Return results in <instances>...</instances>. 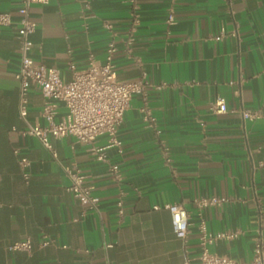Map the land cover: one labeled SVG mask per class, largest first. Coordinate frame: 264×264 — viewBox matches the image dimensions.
<instances>
[{
    "label": "crops",
    "instance_id": "obj_1",
    "mask_svg": "<svg viewBox=\"0 0 264 264\" xmlns=\"http://www.w3.org/2000/svg\"><path fill=\"white\" fill-rule=\"evenodd\" d=\"M18 5L0 0V11L10 14V23L0 24V264H199L201 220L207 232L233 233L209 244L210 251L249 261L255 238L264 243V0L32 4L30 56L57 67L62 80L72 77L69 64L82 67L89 52L103 59L113 37L117 79L149 81L128 101L117 128L119 149L106 148L102 160L71 135L49 137L54 157L37 137L18 132L24 128L15 78ZM219 97L224 112L211 108ZM28 98L27 119L44 124L42 95L31 87ZM144 104L152 125L143 118ZM241 107L259 114L243 116ZM63 113L58 106L55 118ZM20 157L27 158L24 167ZM111 164L118 166L117 179ZM65 165L78 167L93 186L97 209L82 212L66 190ZM198 196L226 200L198 213ZM172 202L188 213L185 242L164 208ZM23 240L29 249L11 247Z\"/></svg>",
    "mask_w": 264,
    "mask_h": 264
},
{
    "label": "built area",
    "instance_id": "obj_2",
    "mask_svg": "<svg viewBox=\"0 0 264 264\" xmlns=\"http://www.w3.org/2000/svg\"><path fill=\"white\" fill-rule=\"evenodd\" d=\"M134 1V0H131ZM48 0H19L18 26L16 36L18 38L19 69L15 74L18 84V114L24 122V128L18 130L22 134H29L37 137L40 142L55 157L49 137L60 138L71 135L77 142L87 146L88 150L97 159H104V150L109 147H120L117 138V128L122 121L124 111L132 94H143L149 81L145 76L128 80H119L116 77L113 64L115 43L113 37L106 42L104 58L96 59L92 52H89L85 64L77 68L69 64L72 77L64 81L60 77L59 70L55 66H47L35 62L30 56L31 40L29 34L35 29V22L30 17V7L34 3L43 4ZM174 2V0H170ZM174 13L169 8L166 21H173ZM10 23V14L0 11V24ZM104 26L114 35L112 24L104 21ZM133 30V27L130 28ZM132 37L126 41V48ZM31 87H35L43 97L40 115L45 119L44 124L32 123L27 119L28 95ZM64 107V113L55 118L58 106ZM214 112L226 111L225 100L219 97L211 106ZM143 118L149 125L153 124V117L148 107L144 104L140 108ZM243 116H258V112L248 108L239 109ZM99 136L105 137V143L98 145L96 140ZM19 163L24 167L28 161L26 157H20ZM64 171L69 179L66 190L71 192L82 206V212L86 209H97L99 197L93 191V186L83 182L81 170L73 165H65ZM109 174L117 179L118 166L111 164ZM27 180L28 174L23 172ZM226 198L217 196H198L193 199L196 210L201 212L202 208L209 204H221ZM157 208V205L153 206ZM117 212L122 215L121 200L116 201ZM171 214L172 228L174 234L185 242L189 232L190 222L185 207L180 202L164 204ZM260 218V217H259ZM199 236V264H264V243L260 235L255 238L253 255L249 261H242L228 255H221L208 249V245L219 238H230L233 236L229 231H218L210 233L205 230L204 222L198 224ZM42 241L41 244H46ZM12 248L29 249V240L18 241L12 244Z\"/></svg>",
    "mask_w": 264,
    "mask_h": 264
}]
</instances>
